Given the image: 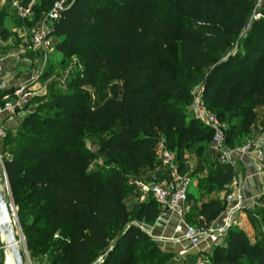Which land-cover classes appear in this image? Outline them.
<instances>
[{"label":"trees","instance_id":"16d2710c","mask_svg":"<svg viewBox=\"0 0 264 264\" xmlns=\"http://www.w3.org/2000/svg\"><path fill=\"white\" fill-rule=\"evenodd\" d=\"M255 6L254 0H64L49 37L57 38L64 56H78L83 68L45 114L24 119L31 134L3 142L5 175L34 257L51 247L52 264H93L101 256L100 264L149 261L158 248L146 254L149 236L131 221L153 226L160 210L151 202L134 216L124 175L108 166L92 169L97 156L82 138L97 136L99 156L132 174L158 161L160 134L181 160L184 139L213 138L179 105L191 102L188 82L203 76L208 109L221 121L219 110L228 112L231 128L237 114L249 120L234 143L244 145L256 109L264 107V1L260 18L252 20ZM0 31L5 40L1 16ZM102 83L109 93L92 102L82 88ZM199 156L208 159L206 150ZM234 177L232 165L218 168L209 182L224 197L206 201L190 177L187 201L200 203L193 226L213 225L234 193ZM203 255L210 264H264V236L251 242L234 227Z\"/></svg>","mask_w":264,"mask_h":264},{"label":"rangeland","instance_id":"374dc122","mask_svg":"<svg viewBox=\"0 0 264 264\" xmlns=\"http://www.w3.org/2000/svg\"><path fill=\"white\" fill-rule=\"evenodd\" d=\"M14 1L28 2L29 0L0 1V16L2 17L3 28L6 30L5 40L0 31V83H4L7 86H24L25 89L21 94L19 109L12 113H6L1 118V126L6 130V137L19 133L31 134L28 129L23 128L24 119L34 114H45L49 108L52 97L57 94L69 92V85L72 79L79 75L83 68L78 56L68 58L59 52L56 46L57 38L55 37H52L53 46L47 52L41 53L28 49L36 21L43 15L45 10H47L50 3L55 0H34L32 14L26 22H22L17 15L12 6ZM31 1L32 0L29 2ZM103 86L104 83L94 87L84 86L82 90L89 95L92 102H96L105 98L109 93V90L104 89ZM202 86L203 76H200L197 81L188 82V87L191 92V102L188 105L179 104L182 114L195 120L199 128H205L206 126L205 123L197 117L193 102L195 99H200L207 108L204 98L202 97ZM5 93V91L2 92V95ZM208 110L213 113L212 110ZM219 112L225 115V118L221 122L225 127L226 147L235 150L237 147L234 143L238 141L241 132L247 127L249 120L244 121L245 116L237 114L235 128H231L229 124V113L225 110H219ZM248 131L250 135L248 140L253 143L252 154L249 155L253 156L257 149L264 152V107H260L257 111L256 118L251 122ZM208 139V141L200 140L197 142L184 139L182 142L181 160L178 161L175 155H173L172 166L171 164L165 163L159 157L162 146L169 149L166 138L160 134L159 144L156 147L158 161L149 164L137 174L128 173L124 171L118 163H108L101 158L99 156V140L97 136L92 134L86 135L82 138V142L87 150L93 152L97 156V161L92 166V169L108 166L111 169L118 170L124 175L128 185L125 202L127 208L135 216L137 211L143 207L144 204L151 202H155V206L162 213L163 208L161 204L155 201L149 192V188L154 182L155 177H159L166 181L171 180L173 178L174 169L180 171V168H182L183 173H187L190 177L193 176L195 184L203 194L202 200L221 197V199H223V192H220L209 180L218 168L226 166L227 164L222 163L217 156L212 154L213 145L212 136L210 134ZM2 143L3 141L1 142L2 146L0 149V189L5 195L6 200L14 203L3 167L2 161L5 154L3 153L4 147ZM241 146L243 145H240V147ZM204 150H206V157H208V159L199 156ZM238 152L243 155L240 151ZM236 167L237 163L233 166L234 170L237 169ZM234 185L239 186V182L236 181V170L232 187H234ZM263 203L264 197L262 199V204ZM198 204L200 205V203ZM228 204L229 203L226 201L224 211L228 209ZM199 205L195 206L191 201H187V207L190 211L186 216L187 223L193 224L195 222ZM245 210L244 214L248 218L251 219L255 216L261 218V222L258 225L259 233L258 231L254 233L252 236L253 240L264 236V232L262 231V228L264 229V207L253 206L245 208ZM22 220L28 223L31 222L32 218H25ZM15 221L14 230L16 238L19 247L25 254L26 264L29 262L32 264H52L49 258L51 247L47 250L46 255H37L34 257L35 253L29 252L28 250L27 236L22 229L18 214H16ZM131 224H138L139 227H142L143 231L148 229L147 225L138 223L135 220H132ZM148 236L149 237H146V244H148V248L145 251L146 254L151 252L154 248H158V250L151 253L148 262H139L138 264H194L193 262L196 259H200L199 261H201L206 258L205 256L190 252L185 258L178 257L177 252L159 247L157 240H155L154 237L152 238L149 234ZM170 238L171 236L166 237L167 242H169L168 240ZM3 239L4 237L0 235V264H14L12 256L5 247V241ZM53 240H58V237H51V241ZM222 241L223 239L219 244H221ZM98 259H96L93 264H95ZM165 259L166 261L163 263L162 260ZM242 264L245 263L242 262Z\"/></svg>","mask_w":264,"mask_h":264},{"label":"built area","instance_id":"2783aa9c","mask_svg":"<svg viewBox=\"0 0 264 264\" xmlns=\"http://www.w3.org/2000/svg\"><path fill=\"white\" fill-rule=\"evenodd\" d=\"M255 1L256 6L252 20L260 18L261 14L259 9L261 8L264 0ZM33 3L34 0L28 4L14 1L12 6L21 19H28L33 11ZM63 10L64 0H55L51 8L44 13L42 18L35 25L32 31L31 42L28 47L29 50L44 53L52 48L53 41L52 37H49V33L53 24L60 19ZM24 89V86H7L4 83H0V92H6L2 97L4 103L0 104V149L2 146L1 142H4V139L6 138V130L1 126V118L4 114L12 113L19 109L18 107H20L21 94ZM193 105L195 106L197 117L205 123L206 127L212 130V145L218 152V158L222 163L234 166L236 162L233 158L236 151H240L243 154H252L253 143L251 141H247L238 149H228L226 147L225 127L221 120L214 113L210 112L200 99H195ZM159 157L165 163L172 165L173 153L169 149L162 146ZM253 159L263 168L264 152L262 150H255ZM189 185L190 176L187 173H181L179 170L174 169L173 178L169 181L155 177L154 182L149 188V192L153 198L161 204L163 208L161 213L162 216L171 214L177 217V223L174 226L175 237L171 238V240L174 242L188 243L192 247L199 248L206 253L209 252L214 245L219 244L220 239H223L227 232L236 226L235 219L232 218L231 214L232 211L237 209V206L235 209H231L226 219L220 226L211 225L208 229L197 228L186 221V213L188 212L187 200ZM233 198L234 194L227 197L226 201L230 204ZM8 208L12 224L14 226L16 224L15 219L17 207L13 202H8ZM140 228L142 229V227ZM180 255L184 256L185 251L182 250ZM205 257L206 258L203 260L198 261L197 264H210L208 257ZM102 261L103 258L100 259V263ZM28 264L32 263L29 262Z\"/></svg>","mask_w":264,"mask_h":264},{"label":"crops","instance_id":"0c3cea01","mask_svg":"<svg viewBox=\"0 0 264 264\" xmlns=\"http://www.w3.org/2000/svg\"><path fill=\"white\" fill-rule=\"evenodd\" d=\"M260 109H256L257 111ZM239 147H237L238 149ZM212 154L218 157V152L212 148ZM235 162L237 163L236 170V181L239 182L238 185H234L232 187L234 189V198L230 204H228V209L214 221V226H220L223 221L226 219L227 215L231 211V209H237L232 211V218L235 219L236 228L243 230L249 239L252 242V236L256 231L259 233V223L261 222V218L259 216H255L254 218H248L244 212L245 208L259 206L264 207V203L262 204V199L264 197V174L262 170V166L257 164L254 161L253 156L249 154H239L238 151L234 153ZM166 171V170H164ZM240 196V198H239ZM222 198V197H221ZM219 198V199H221ZM206 201V200H204ZM240 205V206H239ZM239 206V207H238ZM189 210V208H188ZM243 210V211H242ZM245 210V211H244ZM177 223V217L171 214L167 216H160V218L156 221L153 226H148V229L145 230L152 238L154 237L157 240L159 247L164 249H168L169 251H175L178 253V257L185 258L190 253L199 254L200 256H206V254L201 249L192 247L188 243L185 242H174L171 238L175 237L174 234V226ZM264 232V229L262 228ZM171 236V238L167 242L166 237ZM222 238L220 239L221 242ZM223 242V241H222ZM184 250L185 255L181 256L180 252ZM101 258V257H99ZM200 259H196V262ZM40 261V260H39ZM39 263V262H38ZM95 264H100V259L97 260Z\"/></svg>","mask_w":264,"mask_h":264},{"label":"water","instance_id":"95a60500","mask_svg":"<svg viewBox=\"0 0 264 264\" xmlns=\"http://www.w3.org/2000/svg\"><path fill=\"white\" fill-rule=\"evenodd\" d=\"M0 235L5 239V247L12 255L14 264H26L25 254L18 245L12 224L8 201L0 189Z\"/></svg>","mask_w":264,"mask_h":264},{"label":"bare ground","instance_id":"6f19581e","mask_svg":"<svg viewBox=\"0 0 264 264\" xmlns=\"http://www.w3.org/2000/svg\"><path fill=\"white\" fill-rule=\"evenodd\" d=\"M4 241H5V239H3ZM9 252V251H8ZM12 256V255H11ZM12 259H13V257H12ZM13 263H14V260H13Z\"/></svg>","mask_w":264,"mask_h":264}]
</instances>
